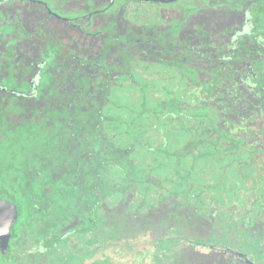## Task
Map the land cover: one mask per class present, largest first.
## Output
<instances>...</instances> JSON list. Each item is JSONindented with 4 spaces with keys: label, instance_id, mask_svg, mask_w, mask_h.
Returning a JSON list of instances; mask_svg holds the SVG:
<instances>
[{
    "label": "flooded vegetation",
    "instance_id": "flooded-vegetation-1",
    "mask_svg": "<svg viewBox=\"0 0 264 264\" xmlns=\"http://www.w3.org/2000/svg\"><path fill=\"white\" fill-rule=\"evenodd\" d=\"M0 264H264V0H0Z\"/></svg>",
    "mask_w": 264,
    "mask_h": 264
}]
</instances>
